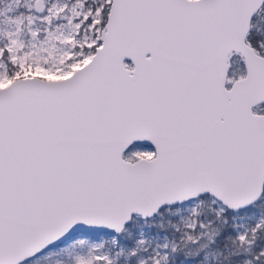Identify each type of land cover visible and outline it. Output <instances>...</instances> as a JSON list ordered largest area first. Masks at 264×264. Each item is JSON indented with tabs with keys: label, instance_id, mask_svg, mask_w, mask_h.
Returning a JSON list of instances; mask_svg holds the SVG:
<instances>
[{
	"label": "snow or ice",
	"instance_id": "1",
	"mask_svg": "<svg viewBox=\"0 0 264 264\" xmlns=\"http://www.w3.org/2000/svg\"><path fill=\"white\" fill-rule=\"evenodd\" d=\"M0 264H264V0H0Z\"/></svg>",
	"mask_w": 264,
	"mask_h": 264
}]
</instances>
